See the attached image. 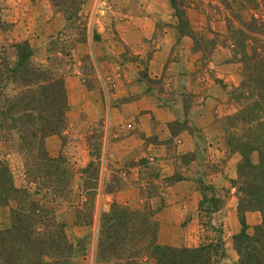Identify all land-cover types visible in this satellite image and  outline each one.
I'll use <instances>...</instances> for the list:
<instances>
[{"label": "rangeland", "instance_id": "rangeland-1", "mask_svg": "<svg viewBox=\"0 0 264 264\" xmlns=\"http://www.w3.org/2000/svg\"><path fill=\"white\" fill-rule=\"evenodd\" d=\"M117 1L0 0V165L5 163L7 166L13 186L7 204L0 206V230L10 227L14 210L26 214L33 212L44 222L63 225L72 244L70 264H112L107 257L97 262L96 240L102 215L116 204L128 210L152 214L159 246L175 247L169 242H175L178 237L181 247L211 244L215 254L213 264H240L232 246L233 236L240 232L234 234L231 231L239 223L238 209L250 208L240 199L244 200V194L255 193L251 189L254 187V173L251 172L247 179L251 184L244 183L245 177L238 178L241 156L231 150L227 138L230 134L236 142H245L247 138L244 135L257 130L253 128L254 124L248 125L252 126L251 130H246L248 126L236 117L244 104L249 107L247 103L250 101L239 102L240 93L235 91L243 81L246 65L241 59V46L238 47L235 41L241 42L247 35L250 37L248 50L257 47L258 51H263L254 39L264 41V29L253 31L255 24L252 20L256 19L257 23L258 20L264 21V0H176V10L170 0H154L160 7L156 13L159 19L153 20L156 34L161 37L169 35L170 46L178 51L177 64L187 58L188 62L194 61L202 69L214 66L211 71L210 68L207 70L212 92H216L215 98L219 100L215 106L214 124L221 136L223 149L218 150L226 159L233 155L238 158L236 178L231 179L230 186L226 188H214L202 180L217 170L216 164L204 163L206 166H203L202 163L203 173L198 185L202 198L198 217L195 215L188 232L167 230L161 242V221L157 214L164 207L161 193L170 179L160 178L159 159L149 148L165 145L166 154L171 152L173 148L167 144L185 123H169L171 139L159 145L156 135L159 133L158 123L148 108L141 111L142 116H147L146 128L139 131L132 143L126 142L141 124L135 115V121L121 120L119 110L121 114L131 116L134 110H123L122 107L135 100L138 90L156 92L166 88V82L162 83V78L151 79L148 76L147 59L155 48L152 41L146 44L142 56V53L134 54L133 46L124 44L115 35L108 12L113 5L123 6L122 0ZM128 1L129 6L125 8L128 15H141L140 1ZM166 17L169 22L162 20ZM241 21L249 25L243 26ZM140 26L144 24L141 22ZM245 27L249 30L244 31V36L234 33L236 29L244 30ZM112 33L115 36H109ZM23 42L30 46L29 62L33 67L48 69L62 76L66 97L62 129L46 137L40 150L38 147L26 150V141L31 134L43 132L37 120L46 114L47 109L54 110V116L58 117L61 98H54L51 108L45 100L43 104L24 105L31 95L39 101L44 96H39L43 92L37 87L28 91L10 78L17 54L14 46ZM138 47L140 50L141 46ZM2 60L6 63L2 64ZM176 69L178 71L173 73L179 72L183 77V69ZM196 88L192 90L198 91ZM15 99L20 100L23 106L9 116L6 110ZM196 102H199L197 97L191 91L187 92L184 96L185 112ZM148 129L155 135L146 136ZM175 157L176 166L179 167L178 163L185 165L192 175L193 156ZM250 161L254 165L259 163L256 152L250 155ZM231 188L235 196V218L223 208L231 200L232 195L228 194ZM219 209L222 211L216 213ZM249 212L261 219L258 211ZM46 229L49 227L37 226V231L42 233ZM253 231L254 226L248 228L250 234ZM46 261L57 264L53 257L46 258ZM142 261L143 264H157L150 255H145Z\"/></svg>", "mask_w": 264, "mask_h": 264}, {"label": "trees", "instance_id": "trees-1", "mask_svg": "<svg viewBox=\"0 0 264 264\" xmlns=\"http://www.w3.org/2000/svg\"><path fill=\"white\" fill-rule=\"evenodd\" d=\"M170 3L176 10V0H170ZM252 21L255 24L253 31L264 29L263 20H258V23L256 19ZM241 23L243 26L249 25L244 21ZM245 28L244 30L236 29L234 33L244 36V31L249 30ZM249 40L250 37L245 35L241 42L237 39L235 41L238 47L241 46L242 62L246 63L243 81L235 91L238 90L240 93L239 102L250 101L247 103L249 107L244 104L236 117H239L238 121L244 126L254 124L253 128L257 132L250 131L249 134L244 135L247 138L245 142H236L235 138L228 134L227 143L231 150H235L241 156L238 178L245 177L244 183L251 184V181L247 182V179L251 172L254 173L252 179L254 187L251 189L255 193L249 192L244 194V200L240 199V202L250 208L238 209L241 230L233 236L232 246L240 258V264H264V41L260 38L254 39L263 51H258L257 47H252L249 51L247 45ZM14 47L17 54L12 63L10 78L28 91L37 87L38 91L43 92L39 96H44L39 101L35 95H31L28 97V103L24 105L29 107V104H43L45 100V104L49 102L51 108L53 99L61 98V113L57 115L58 117L54 116L56 114L54 110L47 109L46 114L39 118L40 121L36 119L37 125H40L43 132L40 135L31 134L26 141V150H33L35 147L40 150L44 146L43 141L46 137L62 129L63 106L65 107L66 104L63 78L48 69L33 67L29 62L32 53L28 43L23 42ZM3 63L6 61L2 60ZM60 90L61 93H59ZM21 106L23 103L15 99L9 103L6 111L10 116ZM250 128L252 126H248L246 130H251ZM253 152L258 154L257 165L250 161V155ZM4 164L0 165V206L7 204L13 192L11 175ZM241 191L243 190L239 192ZM254 210L261 214V221L254 226V231L250 234L245 222V213ZM10 221L8 229L0 230V264H49L46 258L51 257L57 264H70L72 244L67 238L63 225H56L50 221L44 222L33 212L26 214L15 210ZM47 223L50 224L47 225ZM41 225L49 229L43 233L37 231V226ZM156 235L157 226L152 221V214L140 210H128L115 204L108 213L102 215L100 220L96 240L97 262L107 257L112 264H143L144 256L150 255L156 259L157 264H213L215 256L213 245H202L196 248L159 246L156 244Z\"/></svg>", "mask_w": 264, "mask_h": 264}, {"label": "crops", "instance_id": "crops-1", "mask_svg": "<svg viewBox=\"0 0 264 264\" xmlns=\"http://www.w3.org/2000/svg\"><path fill=\"white\" fill-rule=\"evenodd\" d=\"M122 1L123 6L113 5L111 11L108 12V20L110 21V25H114L115 35L122 39L124 44L133 46L135 50L134 54L142 53V56L145 54L146 44L152 41L151 43L155 45V48L153 55L147 59L148 76L151 79L162 78V83L166 82V88L163 87L156 92L152 90L150 92L138 90L135 100L124 104L122 107L123 110L125 108H128L130 111L134 110L131 116H126L124 113L121 114L119 110L118 114H120L121 120L132 119L135 121V115L139 124H141L139 130L136 133H132L134 135L130 134L129 137L131 138H128L126 142L132 143L131 140L139 134V131L141 132L142 128H146L145 122L147 116H142L141 111L149 110L148 108H150L154 119L158 123L157 128L159 129V133H156V135L158 136L159 145L166 144L165 141L171 139V134L168 131L169 123H185V126L173 135L172 142L167 144L170 148H173L171 152L169 151L166 154L167 149H165V145L149 148L152 154L159 159L160 178L170 179L169 184L165 186L163 193H161L164 207L157 214L158 220L161 221L159 228V240L161 242L164 232L167 230L177 232L180 229L186 232L192 228V224L190 223L195 221V215L198 217V205L202 198V194L198 191L199 179L202 178L203 173L202 163L203 166H206L204 163H213L216 164L217 168L215 172L209 173L202 180L214 188H226L230 186L229 181L236 178L235 166L238 158L237 155H233L230 158L228 157L229 159H226L223 152L218 150V148L223 149L221 136H219L218 128L214 124L215 106L219 100L215 98L216 92H212L213 86L208 79L209 71L207 70L210 68L209 70L211 71L214 66L209 65L202 69L200 65H195L194 61L188 62L187 58H184V61L177 64L176 55L178 51L175 48L173 49V46H170L169 35L164 34L161 37L156 34V25L153 20L154 18L159 19V15L156 13L160 7L156 5L154 0H139L140 7L138 8H141L142 14L138 16L128 15L125 8L129 6L127 5L129 1ZM119 2L120 0L117 1V3ZM162 20L169 22L168 17L162 18ZM141 22L144 26H140ZM115 35L113 33L109 34V36ZM138 46H141L140 50ZM176 68L183 69L181 71L184 74L183 77L180 76L181 73L179 72L173 73V71H178ZM169 72L171 73L170 75L168 74ZM159 84L160 86L162 85L161 83ZM194 84L198 85L194 86ZM193 87H197L198 91L192 90ZM190 91L197 97L199 102H196L189 108L188 112H185L184 96ZM200 102L203 103L200 104ZM151 134L155 135L153 131L148 129L146 136ZM175 155L177 157L193 156V160L191 161L192 175H189V171L185 165L181 166L178 163L179 167H177ZM195 173H197V176H195ZM172 176H174V179H171ZM233 192L231 188L228 194L231 196ZM233 195L230 197L231 200L227 206L223 208L229 214L232 213V217L235 218L236 204L233 201L235 199ZM222 209H219L216 213H220ZM260 220L259 216L253 212L245 214V222L249 228L258 225ZM240 230L241 226L238 223L234 225L231 232L235 234L240 232ZM179 240L180 238L178 237L175 242H169V244L174 243L172 244L173 246L181 247L183 245Z\"/></svg>", "mask_w": 264, "mask_h": 264}]
</instances>
